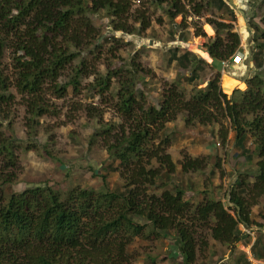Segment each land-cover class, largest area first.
<instances>
[{
	"label": "trees",
	"instance_id": "trees-1",
	"mask_svg": "<svg viewBox=\"0 0 264 264\" xmlns=\"http://www.w3.org/2000/svg\"><path fill=\"white\" fill-rule=\"evenodd\" d=\"M146 1L162 7L169 20L182 13L187 6L191 10L188 8L185 15L199 17L210 4V0ZM259 1L263 6L264 0ZM130 6V0H0V105L13 98L9 80L1 68L5 48H11L15 53L17 78L14 86L20 92L31 94L30 115L38 117L48 109L38 99L43 90L41 86L46 78L56 81L64 62L63 50L53 49L54 41L62 37L67 44L78 46L81 35L89 37V20L85 16L87 9L94 14L104 8L123 16ZM225 12L229 13L230 21L214 20L218 30L202 45L207 54L216 60L229 59L241 48L240 35L232 24L236 16L227 4H224L222 14ZM260 21L261 27L253 24L255 71L245 80L248 90L236 88L231 91L232 102L227 99L228 92L220 86V75L206 77L201 62H198L197 69L191 68L197 54L177 46L168 48V62L175 69L188 67L189 70L182 74L185 83L199 85L207 81L197 94L187 95L179 81L173 82L157 106L140 105L142 118H139L134 114L137 103L135 92L122 86L124 93L115 106L122 114L125 126L130 129L127 134L123 130L114 142L105 145L110 157L119 159L126 169L121 170L120 175L125 179L116 190H111L107 184V170L103 166L101 169L104 172L100 170L103 187L99 189L74 186L60 192L44 182L18 192L11 188L7 192L0 190V264H126L135 257L128 249L132 233L140 231L147 223L153 227L152 234L169 231L183 244L181 255L184 264H206L207 256L200 248L208 245V240L198 236L197 226L204 225L209 238L232 246L239 242L246 246L249 242H246L245 234L234 231L239 218L231 214L221 200L207 198L193 209L189 200L183 197L184 190L180 186L171 191L167 185L159 195L147 193L145 186L155 191L156 185L171 180V174L176 169L170 156L161 155V151L157 150L158 145L149 146L151 140L160 137L162 141L167 137L164 128L155 134L154 125L157 127L161 120H174L179 112L186 111V124H199L197 140L200 143L216 134L225 142L228 127L220 125L215 133L214 127L207 130L205 126L218 121L219 116L227 118L234 131L233 151L244 153L251 161L253 157L248 149L254 148L259 157L255 163L258 172L252 188H246L243 180H239L236 184L238 191H231L230 200L237 205L238 216L248 226H262V217L256 214L258 218H254L251 213L253 200L244 195L250 192L260 197L264 194V12ZM145 23H142V29L147 26ZM120 26L116 25L117 28ZM142 29L138 33H143ZM178 30L172 27L170 36L173 38L178 32V39L187 41L190 35L188 25L183 24ZM11 38H15L14 42ZM110 76L109 71L106 74L96 73L92 88L102 89L108 84ZM78 77L77 72L70 79L74 92H78L80 87ZM54 90L59 96L64 91L61 85L55 86ZM93 96L90 90L89 97ZM102 131H107V127ZM18 139L15 134L0 139V153L5 154L7 161H13L12 143ZM147 150L148 161L159 158L168 168L160 172L157 168L146 167L142 159ZM203 163V157L188 158L181 163V170H198ZM12 179V174L0 172V188L10 185ZM160 179L162 181L158 182ZM140 217L145 219L143 225L136 222ZM254 234L250 249L252 258L263 260L264 230L258 229ZM233 251L235 264H251L243 247ZM172 257L175 260L177 256L174 254Z\"/></svg>",
	"mask_w": 264,
	"mask_h": 264
},
{
	"label": "rangeland",
	"instance_id": "rangeland-1",
	"mask_svg": "<svg viewBox=\"0 0 264 264\" xmlns=\"http://www.w3.org/2000/svg\"><path fill=\"white\" fill-rule=\"evenodd\" d=\"M130 2L129 11L123 16H117L104 8L94 14L87 9L85 16L89 20V37L81 35L78 46L67 44L62 37L54 41L53 49L63 50L64 62L56 81L46 78L41 86L43 90L38 99L40 104L46 105L48 109L38 117L33 118L30 115V104L33 100L31 94L27 91L20 92L14 86L17 78L14 50L8 47L4 49L1 68L9 80V91L13 98L0 105V139L11 134H15L19 139L12 143V162L7 161L4 153H0V172H8L13 177L10 185H2L1 191L7 192L11 188L12 191L18 192L44 182L60 192H66L74 186L99 189L103 187L101 175L104 170H107V184L111 190H116L125 179L120 175L121 170L126 169L119 159L110 157L105 145L114 142L123 130L127 134L130 129L125 126V120L115 106L119 96L124 93L122 86L135 92L137 103L134 105V114L139 118H142L140 105L157 106V102L162 100L173 82L179 81L180 87L187 95L197 94L206 82L192 85L182 81L183 72L189 69L185 66L175 69L173 64H169L167 50L174 46L195 52L197 59L192 60L191 68L197 69L198 62H201L206 77H214L216 71L209 74L205 59L209 60L210 56L202 45L213 38L218 30L214 20L230 21L228 12L222 14L223 6L227 4L224 0H210L208 9L199 17L185 15L189 8L187 6V9L171 20L163 8L156 4L146 0ZM238 3L239 10L229 6L236 16V20L232 21L233 28L241 39L243 60L238 62L237 66H241V74L250 77L253 74H250L248 67L249 63L252 64L254 53L253 24L261 27L264 4L262 6L259 0H238ZM144 22L147 26L142 29ZM117 24L121 26L117 28ZM183 24L188 25L190 31L188 40H179L178 32H175L172 38L169 34L172 27L179 31V26ZM139 29H142L143 33H138ZM14 40L15 38H11V42ZM228 64L232 65V61ZM108 71L111 73L108 84L100 90L92 88L96 73L106 74ZM77 72L80 87L78 92H74L70 79ZM231 75L235 78L233 84L220 80L221 88L228 92L229 102H232V89L248 90L246 79L239 77V71L231 72ZM58 85L64 89L60 96L54 90ZM90 90L94 94L93 97H89ZM185 117L186 111H181L174 120H161L157 124L158 128L154 125L155 134L161 132L160 128H164L167 137L162 141L160 137L150 139L149 146L158 145L157 150L161 151V155L168 154L176 169L169 182L163 179L165 183L156 185L155 191L145 186L146 192L159 195L167 185L171 191L175 186H180L184 190L183 197L189 200L193 209L196 204L207 198L219 199L229 208L231 214L239 218L234 231L245 234L246 242L254 240L256 230H264V194L256 197L250 192L244 193L248 200L254 202L250 205L253 217L258 218L256 214L262 217L261 227L248 226L238 216L239 209L230 200V195L231 191H238L236 184L239 180H243L246 188H252L258 172L255 166L259 159L257 151L248 147V153L253 157L251 161L246 159L244 153H236L235 150L234 152V131L230 121L220 116L218 121L205 127L207 130L211 126L214 127L215 133L220 125L228 127L226 141L222 142L216 134L214 137L209 136L206 142L200 143L197 140L199 124L187 125ZM105 127L107 131H102ZM219 140L220 142H217ZM146 153L142 159L146 167L157 168L160 172L168 168L159 158H151L148 161L149 150ZM215 155L217 157H214ZM197 157L204 159L198 170H181L184 160ZM102 166L104 170L101 169ZM160 181L162 180H158ZM136 222L143 225L145 219L140 217ZM196 228L198 236L208 240V245H202L200 248L203 255L207 256L205 262L202 260L204 263L210 260L208 264H213L219 255L228 251L233 253V249L239 247V243L232 246L209 238L204 225ZM152 231L153 227L147 223L140 231L132 233L128 249H131L135 257L126 264H181L178 256L180 250L184 249L183 244L173 238L172 232L165 231L156 235L152 234ZM244 250L248 253V247ZM215 253L218 254L213 258ZM174 254L177 256L175 260L172 257ZM234 261L231 264H235Z\"/></svg>",
	"mask_w": 264,
	"mask_h": 264
},
{
	"label": "crops",
	"instance_id": "crops-1",
	"mask_svg": "<svg viewBox=\"0 0 264 264\" xmlns=\"http://www.w3.org/2000/svg\"><path fill=\"white\" fill-rule=\"evenodd\" d=\"M242 60H243V58H242ZM242 60H241V62H242ZM205 61L207 62L208 69L210 70L209 74H211L214 71H216V74L220 75L221 82H225L226 84H233V82H234L235 78H234V76L231 75V72L234 73V72H238L239 71V77H241V78L243 77L245 79H247L249 77V76L246 77V74L244 75V74L240 73L241 66H237V65H229V66L227 65V66H225V65L220 64V62L218 60H215V59H212V58H210L209 60L205 59ZM250 64L251 63H249L248 67H249L250 74H251V73H253L255 71V69H254L253 61H252L251 66H250ZM235 77H237V76H235ZM204 82H207V81H204ZM232 90H234V89H232ZM230 95H231V92H230ZM253 236L255 238V235H253ZM253 241L254 240L251 239V241L246 245V247H248L247 257L250 260L251 264H264V259L263 260L262 259L254 260L252 258V254H251L250 249H251V245H252ZM239 248L240 247H238L237 249H239ZM181 253H182V250H180L178 258H180V262H181V264H183V258H182ZM217 254L218 253H215V256H217ZM234 255H235L234 253H230L228 251L226 254L219 255V257H217V259H215L213 264H231V262L234 261L233 260L234 259L233 258ZM201 262H202V260H201ZM207 262L210 263V260L207 261ZM208 263H206V264H208Z\"/></svg>",
	"mask_w": 264,
	"mask_h": 264
},
{
	"label": "bare ground",
	"instance_id": "bare-ground-1",
	"mask_svg": "<svg viewBox=\"0 0 264 264\" xmlns=\"http://www.w3.org/2000/svg\"><path fill=\"white\" fill-rule=\"evenodd\" d=\"M224 1H227V2H229L230 4H232L237 10H239L240 9V7H239V3H238V0H224ZM234 57V56H233ZM242 50L240 51L239 50V63L241 62V60H242ZM211 58V57H210ZM213 59V58H212ZM238 62H235V61H233L232 62V65H237L238 64Z\"/></svg>",
	"mask_w": 264,
	"mask_h": 264
},
{
	"label": "clouds",
	"instance_id": "clouds-1",
	"mask_svg": "<svg viewBox=\"0 0 264 264\" xmlns=\"http://www.w3.org/2000/svg\"><path fill=\"white\" fill-rule=\"evenodd\" d=\"M242 49L240 48V51H241ZM234 55H238L239 56V51L238 52H236ZM234 55H232L229 59H225V60H218L219 62H220V64H222V65H224L223 63H222V61H228V63L230 62V61H232L231 60V58L234 56ZM216 60V59H215ZM253 61V60H252ZM233 62V61H232ZM228 66H229V64H227ZM227 65H225V66H227ZM240 243V242H239ZM241 245H243L242 243H240L239 244V247L241 246ZM241 248V247H240ZM184 264V263H183Z\"/></svg>",
	"mask_w": 264,
	"mask_h": 264
},
{
	"label": "built area",
	"instance_id": "built-area-1",
	"mask_svg": "<svg viewBox=\"0 0 264 264\" xmlns=\"http://www.w3.org/2000/svg\"><path fill=\"white\" fill-rule=\"evenodd\" d=\"M239 59H240V58H239L238 55H234V57L231 58V60H233V61H235V62H238ZM222 63H223L224 65H227V64H228V61H222ZM240 247H241V248L243 247V249H244V248L247 249V247H246V246H243V245H241Z\"/></svg>",
	"mask_w": 264,
	"mask_h": 264
},
{
	"label": "water",
	"instance_id": "water-1",
	"mask_svg": "<svg viewBox=\"0 0 264 264\" xmlns=\"http://www.w3.org/2000/svg\"><path fill=\"white\" fill-rule=\"evenodd\" d=\"M227 4H228V6H230L231 8H233V9H236L232 4H230L229 2H227V1H225Z\"/></svg>",
	"mask_w": 264,
	"mask_h": 264
}]
</instances>
